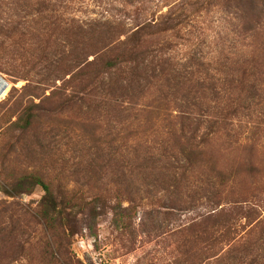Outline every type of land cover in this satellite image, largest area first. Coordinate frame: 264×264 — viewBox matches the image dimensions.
I'll list each match as a JSON object with an SVG mask.
<instances>
[{
  "label": "rangeland",
  "instance_id": "obj_1",
  "mask_svg": "<svg viewBox=\"0 0 264 264\" xmlns=\"http://www.w3.org/2000/svg\"><path fill=\"white\" fill-rule=\"evenodd\" d=\"M160 8H169L167 0ZM99 10L90 3L78 14ZM195 15L187 39H177V57L186 61L195 53L217 76H224L227 61L237 67L248 59L257 87L251 103L256 122H244L238 144L212 141L203 154L193 155L186 172L176 167L181 156L174 149L173 116L167 119L157 104L148 103L152 91L135 108L127 107L128 99L121 107L110 92H82L76 77L47 81L29 60L38 51L32 36L19 32L5 40L0 186L31 173L42 176L70 227L42 218L41 187L17 196L0 188V264H196L188 229L209 209L208 177L215 162L217 169L231 171L223 201L248 200L264 219V130H258L264 129V0H213ZM62 85L61 91L55 88ZM29 107L33 123L19 129L17 120ZM249 162L256 168L252 174Z\"/></svg>",
  "mask_w": 264,
  "mask_h": 264
},
{
  "label": "trees",
  "instance_id": "obj_2",
  "mask_svg": "<svg viewBox=\"0 0 264 264\" xmlns=\"http://www.w3.org/2000/svg\"><path fill=\"white\" fill-rule=\"evenodd\" d=\"M160 1L0 0V58L7 52L5 40L20 32L35 39L38 51L29 60L47 81L70 75L79 79L82 92H110L117 105L122 107L128 99L127 107L131 108L152 91L148 103L157 104L167 119L173 116L174 149L176 156H181L175 159L176 167L186 172L193 155L203 154L212 141L239 143L244 122H256L251 103L257 99V87L250 77L248 59L237 67L227 61L226 73L217 76L210 73L211 63L195 53L186 61L177 57V39L186 38L195 14L213 0H167L166 11L160 8ZM90 3L101 10L88 16L78 14ZM77 85L73 86L76 92ZM63 86L55 88L61 91ZM172 101L178 104L176 115L168 112ZM35 116L33 108H27L17 127L30 128ZM258 130L264 129L258 125ZM248 165V173H254L255 165ZM210 171L209 209L188 229L196 244L192 251L196 264H264V219L246 204L248 200L223 201L231 171L217 169L216 162ZM37 186L44 191L42 218L58 221L67 230L66 210L42 176L23 175L17 183L0 188L9 196H17ZM116 221L121 225L122 218Z\"/></svg>",
  "mask_w": 264,
  "mask_h": 264
},
{
  "label": "water",
  "instance_id": "obj_3",
  "mask_svg": "<svg viewBox=\"0 0 264 264\" xmlns=\"http://www.w3.org/2000/svg\"><path fill=\"white\" fill-rule=\"evenodd\" d=\"M0 82H1V86H0V96L5 92L7 86H8V82L1 76L0 74Z\"/></svg>",
  "mask_w": 264,
  "mask_h": 264
},
{
  "label": "bare ground",
  "instance_id": "obj_4",
  "mask_svg": "<svg viewBox=\"0 0 264 264\" xmlns=\"http://www.w3.org/2000/svg\"><path fill=\"white\" fill-rule=\"evenodd\" d=\"M2 84H1V82H0V86H1ZM3 96H4V93L0 96V100L3 98Z\"/></svg>",
  "mask_w": 264,
  "mask_h": 264
}]
</instances>
